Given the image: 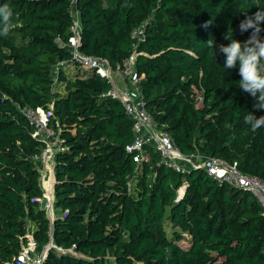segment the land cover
<instances>
[{"label":"trees","instance_id":"1","mask_svg":"<svg viewBox=\"0 0 264 264\" xmlns=\"http://www.w3.org/2000/svg\"><path fill=\"white\" fill-rule=\"evenodd\" d=\"M5 3L13 26L0 35V264L13 262L28 235L38 254L48 249L44 264H264V209L254 195L202 169L173 170L151 147L135 162L126 150L133 121L103 77L63 71L56 88L55 66L71 57L57 42L72 35L71 0ZM77 8L82 52L113 66L132 54V34L145 25L137 70L146 109L185 155L236 162L264 180V127L245 123L264 110L239 88L238 66L225 69L224 55L207 47L230 43L228 31L247 40L252 30L239 24L264 0H78ZM53 102L66 149L56 155L52 223L35 159L44 146L21 110Z\"/></svg>","mask_w":264,"mask_h":264},{"label":"built area","instance_id":"2","mask_svg":"<svg viewBox=\"0 0 264 264\" xmlns=\"http://www.w3.org/2000/svg\"><path fill=\"white\" fill-rule=\"evenodd\" d=\"M78 0H71L72 35L67 43L58 40L61 48H69L71 57L68 60L59 61L54 70V85L58 87V79L61 72L77 70L90 74H97L111 84L108 96L119 100L126 111L127 116L133 121L135 138L127 145L126 150L134 156V161L141 164L149 158L148 147L160 154L161 164L181 172L189 173L193 169H202L213 177L219 184H227L238 189L248 191L254 195L264 209V180L258 176L242 173L238 169V163H229L223 159L206 156L200 152L185 155L174 143L171 136L162 131L155 123L153 117L146 109V103L140 88V75L137 70L138 45L144 39V27L142 25L134 30L132 37L136 40L134 51L123 63L113 66L108 60L87 55L81 50L82 22L81 14L77 8ZM54 102L48 108L24 107L21 112L33 128L32 137L43 144V151L35 159L43 164L41 186L44 192L42 202L48 217L53 223L56 218L55 198V165L56 155L66 148L62 145V127L57 121L52 123ZM183 192L180 193L182 198ZM29 242L23 246L22 251L14 258L13 262L6 264H44L48 249L43 253L36 252L37 243L32 235H28Z\"/></svg>","mask_w":264,"mask_h":264},{"label":"clouds","instance_id":"3","mask_svg":"<svg viewBox=\"0 0 264 264\" xmlns=\"http://www.w3.org/2000/svg\"><path fill=\"white\" fill-rule=\"evenodd\" d=\"M13 11L7 3L0 6V35L7 36L12 29ZM261 23H264V8H259L251 16L245 17L239 24L241 33L251 29L247 40L241 42L233 39L228 33L224 39L229 40L227 45H216L215 41L209 39L207 47L215 49V56L223 54L225 69H233L238 66L239 88L254 98V108L264 110V38L261 37ZM211 21H206L202 27L207 29ZM245 123L250 126L251 131L264 127V116L257 118L252 113L245 117Z\"/></svg>","mask_w":264,"mask_h":264},{"label":"rangeland","instance_id":"4","mask_svg":"<svg viewBox=\"0 0 264 264\" xmlns=\"http://www.w3.org/2000/svg\"><path fill=\"white\" fill-rule=\"evenodd\" d=\"M62 90V89H61ZM198 98H200L202 95H201V93L200 92H198ZM201 102V101H200ZM134 184H135V182H134ZM182 191V190H181ZM181 193V192H180ZM166 231H167V234H168V236H170L171 237V235H172V232H173V228H172V226H171V223H170V221L169 220H167L166 221ZM189 243H190V241L188 240V237L186 236V235H184L183 236V239L181 240V242H180V244L182 245V247H188L189 246Z\"/></svg>","mask_w":264,"mask_h":264},{"label":"crops","instance_id":"5","mask_svg":"<svg viewBox=\"0 0 264 264\" xmlns=\"http://www.w3.org/2000/svg\"><path fill=\"white\" fill-rule=\"evenodd\" d=\"M79 72L81 71H77V70H70V72H66L67 76L69 77H75ZM65 86H62L61 89H63Z\"/></svg>","mask_w":264,"mask_h":264},{"label":"water","instance_id":"6","mask_svg":"<svg viewBox=\"0 0 264 264\" xmlns=\"http://www.w3.org/2000/svg\"><path fill=\"white\" fill-rule=\"evenodd\" d=\"M184 194H185V191L183 192L182 196H184ZM50 247H54V245H53V244H51V246H50Z\"/></svg>","mask_w":264,"mask_h":264}]
</instances>
